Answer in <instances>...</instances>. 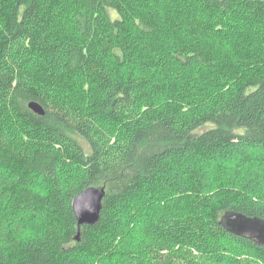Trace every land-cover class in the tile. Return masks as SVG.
Listing matches in <instances>:
<instances>
[{"label": "trees", "instance_id": "trees-1", "mask_svg": "<svg viewBox=\"0 0 264 264\" xmlns=\"http://www.w3.org/2000/svg\"><path fill=\"white\" fill-rule=\"evenodd\" d=\"M126 1L0 0V264H207L182 244L204 213L205 232L240 249L216 264H262L264 244L222 217L264 219L244 173L264 154V0ZM92 186L100 218L79 225L72 202ZM145 189H178L192 226L131 205Z\"/></svg>", "mask_w": 264, "mask_h": 264}, {"label": "rangeland", "instance_id": "rangeland-1", "mask_svg": "<svg viewBox=\"0 0 264 264\" xmlns=\"http://www.w3.org/2000/svg\"><path fill=\"white\" fill-rule=\"evenodd\" d=\"M133 1V0H129L128 2H125V5L128 7L129 3ZM136 7V14L139 13L140 11V7L142 5V3L140 1H134ZM163 7L162 5L160 6V13L162 12ZM112 15L114 17L117 16V14L112 11ZM99 30L101 31H108L107 27L103 24H99L98 25ZM80 40V39H79ZM110 62V61H109ZM111 64V63H110ZM114 66V65H113ZM144 67V65H139L137 63H133V69L136 72H139L142 70V68ZM127 69V68H126ZM114 72H117V70L115 68H113ZM143 71V70H142ZM85 93V92H84ZM81 94L80 96L84 95ZM85 100V97L79 98L76 100V103L78 104H82L83 101ZM264 152V151H263ZM250 154H252L254 157H251L248 162L250 161V164L254 163V167H252L249 170H245L244 173L247 174H254L253 172H256L255 174L259 176V183L257 186V191H255L254 193V197L255 198H259L262 197V195H264V154L260 153V152H251ZM254 161V162H253ZM222 166H224L223 164H221V166H217L215 168L212 167V169L209 172V179L211 182H213V186L214 184H216L217 179L222 180V182L225 181L226 178H228L229 175L226 174H221L219 172V169L222 168ZM178 175L180 177H182L183 175L181 173H178ZM248 180H251V178H247ZM236 181V180H235ZM218 184V183H217ZM221 185H216V186H220ZM248 184H246L247 186ZM253 187V184H252ZM244 189V187H242ZM241 188V189H242ZM213 189V187H212ZM216 191L219 192V188L214 189ZM174 197H179L178 200H175ZM226 197V196H225ZM180 198H182L181 193H179V190H173V191H165V192H161L158 190H154V189H145L142 190L140 192V194L137 196V199H133L130 204L131 205H141L140 203L142 202V200L147 201V202H151V204H158L160 203L163 207L168 206L169 208H171V211L178 215L183 223V225L186 226H192V224L190 222L186 223L187 217L190 214V211L192 209V206L190 204H188V201H185L186 199H184L185 197H183V200ZM153 211L156 210L155 208H151ZM194 214H197L198 211H196V208H194V210L192 209ZM136 213V211L134 212ZM204 220L198 218L197 220L200 221L201 223L204 224L205 229H201V227L198 229L199 232L201 231V235H199V237L197 238V236L195 237V239L192 242H186V243H182L183 246L185 248H188L189 250H191V252H193L196 255H201V258L204 262H206L207 264H216V261L218 259H224L226 258L225 256H227L226 260L234 258V257H241L240 256V249L239 248H233V246L229 247L228 246V241L225 237L220 236V235H212L210 233L205 232V230H211L208 226H206V220L210 219V216L208 213H204L203 214ZM137 218H139V216L137 215ZM128 219H130V216L128 215ZM139 222L138 219H135V222ZM135 224V223H134ZM134 224L131 225V228L129 226V229L133 230L136 232V224L134 228ZM208 225V224H207ZM138 230V229H137ZM140 231V230H138ZM158 231H155L152 233V237L155 236V234H157ZM163 237V236H162ZM127 240V239H126ZM180 243V242H179ZM181 245V243H180ZM125 248L127 246H124ZM138 250V249H137ZM137 250L135 252H137ZM133 252L132 254H127V257L129 258V261L131 262L133 258V254L135 253ZM225 252V253H224ZM124 255L121 256V253H117L115 254L114 257L111 258H107V259H102V263L99 259L92 258V260L90 261H84L83 264H123L125 261V253H123ZM251 258V257H248ZM220 259V260H221ZM230 261H227L226 264H230ZM249 263V262H248ZM264 264V262L262 263Z\"/></svg>", "mask_w": 264, "mask_h": 264}, {"label": "water", "instance_id": "water-1", "mask_svg": "<svg viewBox=\"0 0 264 264\" xmlns=\"http://www.w3.org/2000/svg\"><path fill=\"white\" fill-rule=\"evenodd\" d=\"M29 106L37 113H45L43 106L36 101H31ZM104 195L103 187L92 186L75 196L72 206L79 225L95 224L99 221ZM222 222L229 231L256 238L259 243L264 244V219L227 212L223 215Z\"/></svg>", "mask_w": 264, "mask_h": 264}]
</instances>
